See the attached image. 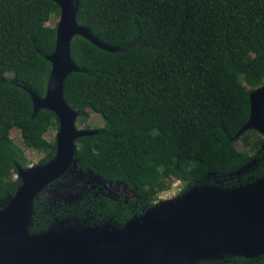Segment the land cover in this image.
<instances>
[{
	"label": "trees",
	"instance_id": "trees-1",
	"mask_svg": "<svg viewBox=\"0 0 264 264\" xmlns=\"http://www.w3.org/2000/svg\"><path fill=\"white\" fill-rule=\"evenodd\" d=\"M53 14L60 10L52 0H0V208L17 189V167H28L12 129L25 148L44 152L38 164L55 155L56 138L49 141L45 133L58 130L56 116L40 109L33 117L22 88L46 93V56L56 43V27L46 23ZM76 20L116 48L101 49L80 36L70 42L77 71L64 81V99L78 112L76 122L84 123L89 112L104 121L98 134L76 140L77 166L122 183L138 200L106 218L101 200L115 210L104 198L68 208L35 199L30 234L61 221L102 225L110 219L122 226L155 206L173 181L184 183L182 194L264 177V138L255 130L237 136L249 117L250 92L264 83V0H79ZM243 167L240 176H229ZM198 264H264V256Z\"/></svg>",
	"mask_w": 264,
	"mask_h": 264
},
{
	"label": "water",
	"instance_id": "water-1",
	"mask_svg": "<svg viewBox=\"0 0 264 264\" xmlns=\"http://www.w3.org/2000/svg\"><path fill=\"white\" fill-rule=\"evenodd\" d=\"M52 1L59 6L60 20L55 49L46 56L51 64L46 93L39 97L22 88L30 95L33 117L40 109L56 116V150L44 164L17 167V189L0 208V264H198L224 256H264V177L230 189L189 187L122 226L84 225L74 220L73 224L61 221L45 231L29 233L38 194L77 167L76 140L99 133L98 129L77 128L78 112L64 99V81L77 71L70 42L80 36L98 48L116 50L78 24L79 0ZM249 110L237 136L255 130L264 138V83L250 92Z\"/></svg>",
	"mask_w": 264,
	"mask_h": 264
},
{
	"label": "rangeland",
	"instance_id": "rangeland-1",
	"mask_svg": "<svg viewBox=\"0 0 264 264\" xmlns=\"http://www.w3.org/2000/svg\"><path fill=\"white\" fill-rule=\"evenodd\" d=\"M60 20V14L51 15L49 21L46 23L49 27H56L58 25V22ZM10 76V75H9ZM87 120L84 123H78L76 122L77 128H84L85 125L89 126L90 128L94 129H102L104 126L103 119L96 113L89 112V115L86 118ZM57 129L50 128L45 133V138L49 141H53L57 134ZM262 136V135H261ZM10 138L14 142V144L23 150L26 158L28 166H34L35 164H38V162L44 157V152L37 151L35 149H27L24 147L22 143V138L20 136V132L16 129H12L10 131ZM236 149L240 151H245V148L242 147V145L237 142L235 144ZM76 168V167H75ZM75 168H72L69 172L74 173ZM246 170V169H245ZM243 170L241 173H236L232 176H240L245 171ZM70 173V174H71ZM17 177V174L14 175V178ZM82 179H87V189L90 193L86 194L87 191L82 192L81 185L83 183ZM99 178H97L94 174L90 173H82L77 172L74 173L72 178H69V175L66 176V178L62 179L59 178L56 181L48 184L37 196L36 199H38L39 204H53V207L61 208V207H76L79 201H82V199H87L89 202H94L97 199L102 198L105 194L115 192L120 198L123 196L125 201L132 202L133 206L137 203V196L132 192L129 191L123 184H121L120 187H116L115 189L110 186L107 183H104L102 181H98ZM98 182L101 184L99 185ZM184 187V183L181 181H173L171 184V187L169 190L162 192L159 194L157 201L155 202V205H157L159 202L167 200V199H173L181 195L182 189ZM114 189V191L112 190ZM113 195V194H112ZM110 199H113V196L109 197ZM101 205L104 207L105 202L101 200ZM131 205V204H130ZM131 207V206H130ZM87 215V212H86Z\"/></svg>",
	"mask_w": 264,
	"mask_h": 264
},
{
	"label": "flooded vegetation",
	"instance_id": "flooded-vegetation-1",
	"mask_svg": "<svg viewBox=\"0 0 264 264\" xmlns=\"http://www.w3.org/2000/svg\"><path fill=\"white\" fill-rule=\"evenodd\" d=\"M75 170L76 171H74V173H76L77 174V172H82V173H91V174H93L92 172H90L89 170H86V171H83V170H81V169H79L78 168V166L75 168ZM71 172H68V173H66L63 177H62V179H64V178H66V176L67 175H69V178H72L73 177V175H74V173H71ZM96 176V175H95ZM83 180V183H82V185H81V189H82V192H84V191H87V193L86 194H88V193H90L89 192V190L87 189V179H82ZM98 181H102V182H104V183H107V184H109L110 186H112L114 189L116 188V187H120L121 186V184L122 183H120V182H116V181H114V182H109V181H106V180H103V179H101V178H99V180ZM98 184L100 185L101 183L100 182H98ZM112 188V190L114 191V189ZM127 188V187H126ZM129 190V189H128ZM129 191H132V190H129ZM113 194V195H112ZM118 195H120V194H117V193H115V192H111V193H108V194H105L102 198H104L105 200H108V201H112L113 202V204H114V213H113V209L112 210H110L111 209V207L110 206H108V205H104V207H102V206H100V207H102V209H103V211H102V216H104V217H106L107 218V215H110V214H113V215H116V214H118V211H119V209H121V208H123V205H124V210H125V208H127V206L128 207H134L133 206V204H132V202H129V201H125L124 200V197L122 196L121 198L118 196ZM136 195V194H135ZM111 196H113V199H110L109 197H111ZM121 196V195H120ZM137 196V195H136ZM85 199V198H84ZM131 204V205H130ZM111 205H112V203H111ZM116 206V207H115ZM110 219H108V220H106L105 221V223H107V221H109Z\"/></svg>",
	"mask_w": 264,
	"mask_h": 264
},
{
	"label": "clouds",
	"instance_id": "clouds-1",
	"mask_svg": "<svg viewBox=\"0 0 264 264\" xmlns=\"http://www.w3.org/2000/svg\"><path fill=\"white\" fill-rule=\"evenodd\" d=\"M57 27V26H56ZM75 124H76V121H75ZM79 129H82V128H79ZM84 129H86V128H84ZM56 138V137H55ZM128 221V220H127Z\"/></svg>",
	"mask_w": 264,
	"mask_h": 264
}]
</instances>
